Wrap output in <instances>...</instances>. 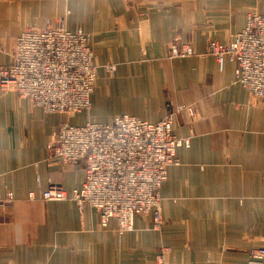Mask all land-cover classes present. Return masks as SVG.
<instances>
[{"label":"crops","instance_id":"obj_1","mask_svg":"<svg viewBox=\"0 0 264 264\" xmlns=\"http://www.w3.org/2000/svg\"><path fill=\"white\" fill-rule=\"evenodd\" d=\"M252 12L264 15V0H0V67L11 64L15 37L47 21L89 34L98 66L81 116L0 90V194L15 197L0 208V264H158L163 248L165 264H247L264 246V101L237 81L236 63L221 69L207 49L231 43ZM174 40L194 54L171 57ZM170 111L189 143L162 184L160 228L137 215L119 234L89 205L42 200L50 184L71 191L85 179L84 162L48 158L62 122L129 114L156 123Z\"/></svg>","mask_w":264,"mask_h":264},{"label":"built area","instance_id":"obj_2","mask_svg":"<svg viewBox=\"0 0 264 264\" xmlns=\"http://www.w3.org/2000/svg\"><path fill=\"white\" fill-rule=\"evenodd\" d=\"M9 50L11 64L0 67L2 91H13L48 113L71 115L90 110L98 66L91 36L82 28L69 31L62 22L47 21L41 29L22 31ZM207 53L221 69L227 59L236 63L237 81L251 97L264 101V15L250 13L246 27L231 43L210 40ZM170 54L185 57L194 51L190 44L175 41ZM105 68L112 73L115 65ZM185 109L181 105L176 111ZM173 115L170 111L156 123L129 114L110 122H62L47 145L48 158L64 165L84 162L85 179L71 191L50 184L42 200L74 201L81 210L89 205L98 212L102 227L114 220L119 234L134 228L137 215H152L154 227L160 228L162 184L168 167L177 163L178 148L189 143L174 133ZM14 200L11 192L0 194V208ZM167 251L162 249L158 264H165ZM249 255L247 264H264V246L253 247Z\"/></svg>","mask_w":264,"mask_h":264},{"label":"rangeland","instance_id":"obj_3","mask_svg":"<svg viewBox=\"0 0 264 264\" xmlns=\"http://www.w3.org/2000/svg\"><path fill=\"white\" fill-rule=\"evenodd\" d=\"M256 13H257V12H256ZM175 41H177L179 44H182L181 41H179V40H174L173 42H175ZM173 42L171 43L170 51H171V47H172ZM3 51H5V50H3ZM6 52L9 53V54L11 55V51H10V50H6ZM1 67H2V66H1ZM0 90H1V89H0ZM82 114H83V113H82ZM74 115H79V116H81V114H74Z\"/></svg>","mask_w":264,"mask_h":264}]
</instances>
